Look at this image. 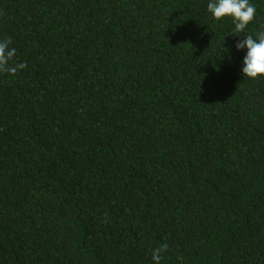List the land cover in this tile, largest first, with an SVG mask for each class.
Wrapping results in <instances>:
<instances>
[{
	"label": "trees",
	"instance_id": "1",
	"mask_svg": "<svg viewBox=\"0 0 264 264\" xmlns=\"http://www.w3.org/2000/svg\"><path fill=\"white\" fill-rule=\"evenodd\" d=\"M208 3L0 0V264H264V79Z\"/></svg>",
	"mask_w": 264,
	"mask_h": 264
},
{
	"label": "clouds",
	"instance_id": "2",
	"mask_svg": "<svg viewBox=\"0 0 264 264\" xmlns=\"http://www.w3.org/2000/svg\"><path fill=\"white\" fill-rule=\"evenodd\" d=\"M207 11L217 21L231 19L234 24V34H244L246 39L237 42L238 50L247 49L243 60L242 72L244 77L250 80L264 79V30L253 34H246L249 25L256 19V7L250 0H209ZM12 39L0 40V73L16 76L21 70L28 67L27 62H16L17 50L10 47ZM107 223V214H105ZM169 251V245L162 243L151 252L153 264H162L165 254ZM178 259L182 262L183 257Z\"/></svg>",
	"mask_w": 264,
	"mask_h": 264
}]
</instances>
